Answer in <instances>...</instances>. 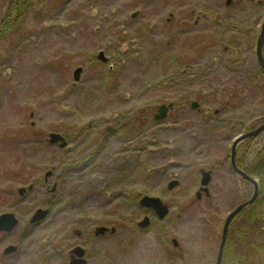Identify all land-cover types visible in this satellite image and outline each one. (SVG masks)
<instances>
[{
    "label": "rangeland",
    "instance_id": "374dc122",
    "mask_svg": "<svg viewBox=\"0 0 264 264\" xmlns=\"http://www.w3.org/2000/svg\"><path fill=\"white\" fill-rule=\"evenodd\" d=\"M25 8L0 40V215L19 219L0 233V264H69L75 244L87 248L88 264H215L228 214L253 193L230 155L264 117L256 56L264 0H29ZM14 9L0 0V27ZM102 50L113 69L97 59ZM52 132L69 148L51 145ZM263 147L264 133L239 155L252 162ZM202 169L212 181L199 199ZM173 180L180 184L169 189ZM145 195L169 205L165 220L139 204ZM39 208L50 215L30 224ZM145 216L153 225L141 229ZM97 226L118 233L95 238ZM255 229L262 251L248 234L239 253L264 264V229ZM9 244L19 250L7 256Z\"/></svg>",
    "mask_w": 264,
    "mask_h": 264
},
{
    "label": "water",
    "instance_id": "95a60500",
    "mask_svg": "<svg viewBox=\"0 0 264 264\" xmlns=\"http://www.w3.org/2000/svg\"><path fill=\"white\" fill-rule=\"evenodd\" d=\"M137 13L133 15V17H136ZM256 55H257V59L258 62L260 64V66L263 68L264 70V22L261 26V30L260 33L258 35V39H257V47H256ZM98 59L101 60L104 63H107L109 61V58L106 57L105 52L101 51L98 54ZM111 68L113 69V66H111ZM84 71L83 67H78L75 72H74V79L75 81H79L81 79L82 73ZM192 106L194 108L199 107V103L194 101ZM173 107V104H169V105H162L159 109L158 112L155 114V119L156 120H162L165 119L168 115L169 109ZM264 131V124L260 125L259 127L241 134L239 136L236 137V139L234 140L233 143V147H232V156H231V164L232 167L246 180H248L249 182H251L254 186V194L252 195V197L250 199H248L247 201L243 202L242 204H240L236 209H234L229 216L226 219V229H225V233L223 236V246L227 237V228L231 222V220L238 215L239 213H241L244 209H246L247 207H249L250 205H252L256 199L259 196L260 193V185L257 179L251 177L250 175H248L246 172L241 171L236 163V151H237V147H239V145L242 142H245L248 139H252L254 137H257L261 132ZM50 143L51 144H60L61 148H65L66 146H68V142L66 140L65 137H63L60 133H51L50 134ZM52 174V172H48L47 173V177L50 176ZM203 174V184L207 185L211 182L212 180V175H211V171H206L203 170L202 171ZM179 185V181L178 180H173L170 182L169 184V188L173 189L176 186ZM32 188V187H31ZM56 189V186H54V189ZM21 195H24L27 192L26 188H21L19 190ZM141 204L143 206L146 207H151L153 208L158 215L161 218H164L166 215H168V213L170 212L169 206L167 204H165L160 198L158 197H152V196H144L141 199ZM49 213V210H43V209H39L36 214L33 217V221H40L43 220ZM148 221V217L145 218V220L143 222H147ZM18 219L16 218L15 214L13 213H5L2 214L0 216V231H12L15 226L18 224ZM143 226H147V224H144ZM106 232V228H98L96 233L97 234H101V233H105ZM174 243L177 244V240H174ZM223 250V249H222ZM16 251L15 247H10L8 249H6L5 253H13ZM78 252V256L82 257L84 254L82 251H77ZM222 256V252L221 255ZM221 259L219 258L218 264H220ZM70 264H83V259H77V258H73Z\"/></svg>",
    "mask_w": 264,
    "mask_h": 264
},
{
    "label": "bare ground",
    "instance_id": "6f19581e",
    "mask_svg": "<svg viewBox=\"0 0 264 264\" xmlns=\"http://www.w3.org/2000/svg\"><path fill=\"white\" fill-rule=\"evenodd\" d=\"M103 51V50H102ZM101 52V51H100ZM99 52V53H100ZM103 52H105V51H103ZM98 53V54H99ZM105 55H106V53H105ZM106 57H108V55H106ZM97 58H98V55H97ZM109 58V61L107 62V63H105V64H110V66H112L111 64V59H110V57H108ZM101 61V60H100ZM257 62H258V59H257ZM258 64H259V62H258ZM259 67H260V69H261V71L264 73V70H263V68L260 66V64H259ZM174 106H175V103H174ZM264 117H262V118H260V119H257L256 121H255V126H253V128L252 129H250V130H253V129H255V128H257V127H259L260 125H262V124H264ZM264 133V131L263 132H261L257 137H254V138H252L250 141H249V139L248 140H246V142H242L240 145H239V147H237V153H236V160L238 161V164H239V162H240V160L242 161V163L244 164V166L243 167H241L240 165L238 166L239 167V169L241 170V171H244V172H246L248 175H250L251 177H253L254 178V176L251 174V173H249L247 170H246V168H248L250 165H251V163L253 162H251L250 163V161L248 160V158H247V154H240L241 155V157L239 156L238 157V159H237V156L239 155L238 153H239V150L241 149V147H243V146H245V145H248V144H250V142H252L253 140H255L256 138H259L260 136H262V134ZM232 147H233V144H232ZM232 147H231V155L230 156H232ZM204 169H202L201 170V188H200V190L198 191V193H197V196H198V198L200 199V198H202V195H203V193H205L206 194V196H210V189H209V185H210V183L209 184H207V185H205V184H203V174H202V171H203ZM52 172V174L50 175V176H48L47 177V173L48 172ZM235 174H237L240 178H242V180H244L245 182H248L249 184H251L252 185V187H253V193H252V195L254 194V186H253V184L251 183V182H249L248 180H246V179H244L236 170H235ZM53 175H54V170H52V169H50L49 171H47L46 173H45V182L47 183L48 181H49V179H50V177H53ZM259 182V185H260V193H259V196H258V198L256 199V202L258 201V199L262 196V194H263V186H262V184H261V182H260V180L258 181ZM54 186H58L57 184H54ZM31 190L34 188V186L33 185H31ZM30 190V191H31ZM249 199V198H248ZM247 199V200H248ZM247 200H245V201H247ZM245 201H243V202H245ZM242 202V203H243ZM242 203H240V204H242ZM240 204H238L234 209H236ZM141 206L142 207H145V208H147V209H153V208H151V207H146V206H143L142 204H141ZM250 207H247L246 209H244L241 213H239V215H236L232 220H231V222H230V224H229V226H228V228H227V237H226V240H225V243H224V246H223V236H224V233H225V229H226V221L224 222V225H223V229H222V233H221V241H220V244H219V258L221 259V262H220V264H222V257H223V254H224V249L226 248V244H227V240H228V237H229V233H230V231H231V228L233 227V224H236V220H237V218L240 220V222H239V224H240V226H238V227H240L239 228V230L238 231H240V232H238V233H241V231H244V230H246L247 231V233L248 234H250L251 235V237H255V233H254V231H256V229L255 228H257V229H259V228H262L261 227V224L258 222V219H255V220H253V221H251V222H249V223H245V221H244V219L240 216L242 213H244L246 210H248ZM39 209H43V210H49V213H48V215L43 219V220H40V221H33V217L34 216H32L31 218H30V224H40V223H42L44 220H46L47 218H48V216L50 215V213H51V210L49 209V208H39ZM38 209V210H39ZM37 210V211H38ZM3 214H5V213H3ZM170 214V212L168 213V215ZM2 215V214H1ZM0 215V216H1ZM156 215H157V217H158V219L159 220H161V221H163V220H165L166 219V217L168 216V215H166L164 218H161L159 215H158V213L156 212ZM241 219H240V218ZM245 223V224H244ZM144 224H147V226H143ZM153 225V221H152V219L148 216V221L147 222H143V221H140L139 223H138V226L141 228V229H146V228H149V227H151ZM18 226V225H17ZM16 226V227H17ZM16 227L12 230V231H0V233H2V232H6V233H12L15 229H16ZM106 228V232L105 233H101V234H97L96 233V231H97V229L98 228ZM252 228H254V231L252 230ZM264 229V228H263ZM250 232H252V234L250 233ZM82 232H80V231H75V235L77 236V237H79V238H81L82 236H83V233L81 234ZM93 233H94V236L95 237H97V238H102V237H106L108 234H112V236H115V235H117V233H118V230L116 229V227H108V226H97V227H95V229H94V231H93ZM254 233V234H253ZM261 235H263L264 236V232H261ZM89 238L90 239H93V237H92V235L90 234L89 235ZM227 246H228V244H227ZM241 246H242V244L240 245L239 243H237V242H235V243H232L229 247H228V249L227 250H229V251H227L226 253H227V256L229 257V258H233V260L231 261V260H228L225 264H248V263H246V259H251L250 257H248V254L247 253H241V254H239V249L238 248H241ZM10 247H15L16 248V253L18 252V250H19V246L17 245V244H9V245H7L6 246V248L5 249H8V248H10ZM259 248H261V250H262V247L259 245ZM223 249V250H222ZM254 250V249H253ZM261 250L260 249H258L257 250V252H261ZM77 251H82L83 252V256L82 257H79L78 256V252ZM234 251V252H233ZM221 252H222V256H220L221 255ZM237 253H238V255L240 256V258L237 256ZM87 254H88V250H87V248H85L84 246H82V245H80V244H75L73 247H72V249L70 250V252H69V255L70 256H73L74 258H79V259H83V264H88V262H89V260H88V258H87ZM252 260V259H251Z\"/></svg>",
    "mask_w": 264,
    "mask_h": 264
},
{
    "label": "trees",
    "instance_id": "16d2710c",
    "mask_svg": "<svg viewBox=\"0 0 264 264\" xmlns=\"http://www.w3.org/2000/svg\"><path fill=\"white\" fill-rule=\"evenodd\" d=\"M12 1L15 5V9H14L15 12L13 13L14 15L8 14L7 16L6 15L4 16L0 27V40L6 34V30H8L14 22H17L18 20L17 17H21L22 13L25 12L26 10L25 6L29 2V0H12ZM17 10L18 12L16 13ZM252 128L253 127H249L248 130ZM239 165L241 167L244 166L241 160L239 162ZM246 170L249 173H251L253 176L259 178L264 189V147L258 152L257 156L254 158L251 165L248 168H246ZM240 216L244 219L245 223H249L255 219H258V222L261 224V227L264 228V196L262 195L254 205H252L248 210H246ZM252 230L254 231V228H252ZM250 233L252 234V232ZM238 238L242 243L243 242L245 243L248 239L247 231L244 230L241 231V233H238ZM251 240H252V247H254V249L256 248V250L258 249L261 250V248H259V244L257 243L256 238L252 237Z\"/></svg>",
    "mask_w": 264,
    "mask_h": 264
},
{
    "label": "flooded vegetation",
    "instance_id": "af4514ba",
    "mask_svg": "<svg viewBox=\"0 0 264 264\" xmlns=\"http://www.w3.org/2000/svg\"><path fill=\"white\" fill-rule=\"evenodd\" d=\"M234 4V0H227V5H228V7L230 6V7H232V5ZM200 25V23H199V21L197 20L196 22H195V26L197 27V26H199ZM109 130H112V128H109ZM69 148V147H68ZM239 154V153H238ZM240 155H238L237 156V159H238V157H239ZM247 158H248V160H249V157L247 156ZM230 160H231V156H230ZM236 163H237V165L239 166V164H238V161L236 160ZM251 163V162H250ZM234 170V169H233ZM245 171V170H244ZM169 188V187H168ZM170 189V188H169ZM57 190V187H56V189L54 190V191H51L52 193L53 192H55ZM142 198V197H141ZM139 204L141 205V199H140V201H139ZM155 213H156V211L154 210V209H152ZM146 217H148V216H145L144 217V219L142 220V221H144L145 220V218ZM241 219V218H240ZM239 222H240V220L237 218V220H236V224H233V227L231 228V231H230V233H229V237H228V240H227V244H228V246H227V244H226V248L224 249V254H223V257H222V264H225L228 260H233V258H229L228 256H227V251H229V250H227L228 249V247L232 244V243H235V242H237V243H239L240 245L242 244V242L239 240V238H238V232H240V231H238L239 230V228L240 227H238V226H240V224H239ZM82 234V233H81ZM96 238V237H95ZM173 245H174V247H176V248H178L179 246H180V243H179V241L177 240V244L176 243H174V239H173ZM234 252V251H233ZM16 252H13V253H11V254H6L7 256L8 255H13V254H15ZM240 254V253H239ZM237 256L240 258V256L238 255V253H237ZM74 257L73 256H70V260H69V263L72 261V259H73ZM218 261H219V249H218V251H217V254H216V261H215V264H218Z\"/></svg>",
    "mask_w": 264,
    "mask_h": 264
}]
</instances>
